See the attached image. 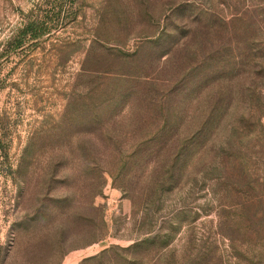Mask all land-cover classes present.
Instances as JSON below:
<instances>
[{
  "label": "rangeland",
  "instance_id": "374dc122",
  "mask_svg": "<svg viewBox=\"0 0 264 264\" xmlns=\"http://www.w3.org/2000/svg\"><path fill=\"white\" fill-rule=\"evenodd\" d=\"M0 264H264V0H0Z\"/></svg>",
  "mask_w": 264,
  "mask_h": 264
},
{
  "label": "trees",
  "instance_id": "16d2710c",
  "mask_svg": "<svg viewBox=\"0 0 264 264\" xmlns=\"http://www.w3.org/2000/svg\"><path fill=\"white\" fill-rule=\"evenodd\" d=\"M46 29L47 26H40L39 24L34 26V18H31L25 26L18 29L17 34L14 37V43L17 47H22L27 39L34 41V39L40 38L44 35ZM102 238L103 235L101 236V239ZM141 242L143 243V241L138 242V244L136 243V246L140 245Z\"/></svg>",
  "mask_w": 264,
  "mask_h": 264
}]
</instances>
